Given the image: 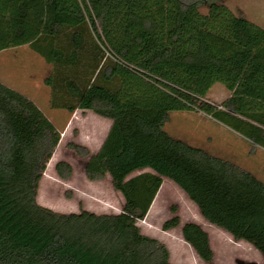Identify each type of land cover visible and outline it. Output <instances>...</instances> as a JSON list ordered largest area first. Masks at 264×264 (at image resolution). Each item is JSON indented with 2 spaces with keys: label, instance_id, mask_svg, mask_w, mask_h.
<instances>
[{
  "label": "trees",
  "instance_id": "trees-1",
  "mask_svg": "<svg viewBox=\"0 0 264 264\" xmlns=\"http://www.w3.org/2000/svg\"><path fill=\"white\" fill-rule=\"evenodd\" d=\"M21 45L53 65L44 79L53 107L112 120L97 153L71 147L90 155L87 178L109 174L125 203L119 213L40 204V181L62 131L0 81V264H171L167 246L138 225L164 178L209 224L264 259V181L164 128L171 111L194 109L234 120L264 143V128L241 117L264 121V27L224 0H0V51ZM217 82L231 94L221 107L207 99ZM144 169L151 171L135 174ZM55 170L62 179L73 173L64 160ZM179 224L174 215L162 228ZM182 235L212 261L200 224L185 223Z\"/></svg>",
  "mask_w": 264,
  "mask_h": 264
},
{
  "label": "rangeland",
  "instance_id": "rangeland-1",
  "mask_svg": "<svg viewBox=\"0 0 264 264\" xmlns=\"http://www.w3.org/2000/svg\"><path fill=\"white\" fill-rule=\"evenodd\" d=\"M224 1L234 13L243 14L264 27V0ZM203 11L206 12L207 9L203 8ZM52 71L53 65L29 45L0 51V81L30 97L47 116L51 110L49 104L52 103L53 94H44L43 84ZM50 92L52 93L51 89ZM230 95L226 86L217 82L208 92L207 99L221 107ZM47 96H50V103ZM241 117L264 128V121ZM78 119L81 120L80 124H76L84 126L86 131H89L91 123L94 124L87 115L79 116ZM164 128L172 136L233 161L264 181V143L252 140L244 128L237 126L236 121L194 109L174 110L170 112ZM58 146L40 181L38 202L63 213L80 212L87 210L86 208L98 213L121 212L122 209L119 208L125 200L112 189L110 175L101 182L85 183L83 158L81 160L73 151L74 148L66 145V141ZM57 160H64L72 165L75 176L68 182L71 185L65 186L58 180L53 170ZM168 181L163 185L151 212L139 220L138 225L142 233L159 239L167 246L171 264H264V259L256 248L244 241L235 240L228 232L205 221L187 195L176 184ZM174 215L180 217V224L173 229L164 230L163 223ZM187 222H196L207 231L213 250L211 262L201 260L183 238L182 227Z\"/></svg>",
  "mask_w": 264,
  "mask_h": 264
},
{
  "label": "crops",
  "instance_id": "crops-1",
  "mask_svg": "<svg viewBox=\"0 0 264 264\" xmlns=\"http://www.w3.org/2000/svg\"><path fill=\"white\" fill-rule=\"evenodd\" d=\"M43 85H44L43 86L44 94H48V93L52 94L50 92L51 88L49 86H46L45 84H43ZM46 99H47V101L49 100V103H50V96L49 97L47 96ZM49 105L51 106L50 107L51 110H50L48 117L56 126L58 125L57 127L62 131V136H61L59 145L63 144L64 141H66V145H68L70 147L72 144H78V145L84 146L89 151L90 155H93L99 151V149L102 146L104 140L106 139L107 134L109 132V129L112 125V120L110 118L103 117L91 109L77 108L75 111L70 112L63 107H53L51 103ZM85 115H87L88 117H90L92 119V121H94V124L91 123L89 125V127H90V128L88 127L89 131H86L84 126L78 125V124H80V121H81L80 119H78V117L79 116L84 117ZM76 123H78V124H76ZM56 148L58 149L59 146ZM73 151L75 152V154L77 156L81 157L80 158L81 160L83 158V160L85 161V166H86V163L89 160L90 155L84 156V155L78 154L76 152V150H74V149H73ZM51 159H53V157ZM58 161H60V160H57L56 163ZM56 163H55V165H56ZM55 165L53 166V170H54L56 176L58 177V180L65 186L71 185L68 182L73 180V178L75 176L74 171L68 179H62L57 175L56 170H55ZM144 171H151V170L150 169H144V170L137 171L135 174H139V173L144 172ZM50 174H52V173H50ZM51 176H53V174ZM106 176L102 180L92 181V180L87 178L86 173H85V167H84L83 178H84L85 183L101 182L106 178ZM167 181L168 180H166L165 178L163 179L162 186H161L160 190L158 191L156 198L154 199L148 213H150L152 207H154L155 201L157 200V197H158L160 191L162 190L163 185H165ZM110 182H111L112 189H114L115 193L120 195L121 193L119 191H117L112 185L111 176H110ZM168 182L171 184L173 183L172 181H168ZM120 197H123L122 194L120 195ZM120 206H121V208H119V209H122L124 204H121ZM86 209L89 211L98 213L97 211H94L90 208H86ZM105 213H107V212H105ZM241 241H243V240H241ZM244 242H246V241H244ZM246 243H248V242H246Z\"/></svg>",
  "mask_w": 264,
  "mask_h": 264
},
{
  "label": "water",
  "instance_id": "water-1",
  "mask_svg": "<svg viewBox=\"0 0 264 264\" xmlns=\"http://www.w3.org/2000/svg\"><path fill=\"white\" fill-rule=\"evenodd\" d=\"M231 113H234L232 110H229Z\"/></svg>",
  "mask_w": 264,
  "mask_h": 264
},
{
  "label": "built area",
  "instance_id": "built-area-1",
  "mask_svg": "<svg viewBox=\"0 0 264 264\" xmlns=\"http://www.w3.org/2000/svg\"><path fill=\"white\" fill-rule=\"evenodd\" d=\"M108 54H109V52H108Z\"/></svg>",
  "mask_w": 264,
  "mask_h": 264
}]
</instances>
